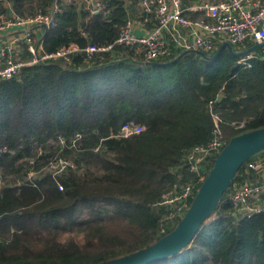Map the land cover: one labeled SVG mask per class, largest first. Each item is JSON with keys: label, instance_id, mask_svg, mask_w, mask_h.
<instances>
[{"label": "trees", "instance_id": "obj_1", "mask_svg": "<svg viewBox=\"0 0 264 264\" xmlns=\"http://www.w3.org/2000/svg\"><path fill=\"white\" fill-rule=\"evenodd\" d=\"M12 1L20 14L51 3ZM126 19L123 0L94 14L72 2L38 40L46 51L105 46ZM245 45L232 47L252 46ZM21 48L28 59L26 43ZM215 51L172 47L146 61L138 47L113 44L90 60L76 52L0 79V264H96L172 230L180 218H169L165 201L195 176L187 151L208 143L216 124L225 142L264 127V61ZM129 121L144 130L120 136ZM57 153L75 168L45 169ZM246 162L233 181L243 180ZM30 168L36 173L27 178ZM229 190L186 249L149 264H264V211L235 216Z\"/></svg>", "mask_w": 264, "mask_h": 264}, {"label": "built area", "instance_id": "obj_2", "mask_svg": "<svg viewBox=\"0 0 264 264\" xmlns=\"http://www.w3.org/2000/svg\"><path fill=\"white\" fill-rule=\"evenodd\" d=\"M72 2L79 3L82 9L91 14L104 12L106 8L105 0H51L46 11L38 8L31 14H20L15 10L11 0H0V5H3V8H0V79L12 77L27 64L54 59L69 61L71 55L76 52L84 53L85 59L90 60L96 53L110 50L113 44L136 46L141 50L146 61H153L168 55L172 47L181 51L209 52L217 49L223 42H228L231 46L242 45L243 47L246 46V42H250L251 45L258 43L259 47L240 56L239 62L245 63L252 57H259L264 61V0H217L214 2L198 0L187 7L182 5V0H139L143 17L135 22L127 17L113 43L105 46L87 44L84 48L71 43L56 51H46L38 39L45 29L55 25L62 7ZM7 3L12 7L6 9ZM186 11L199 15L190 16L186 14ZM149 15L155 19L154 27L137 35L134 29L137 25H145ZM23 42L26 43L30 54L28 59L22 57L21 43ZM144 128V125L129 121L121 126L119 135L131 136L143 131ZM79 136L77 134L73 141ZM73 141L71 146H74ZM57 143L61 147L66 146V140L63 137H59ZM225 143L216 124L214 136L208 143L195 145L187 151L185 159L188 169L195 174L194 181L186 184L176 196L166 199L165 202L171 203L173 209L169 218H181L185 213L210 169V160L217 155ZM98 149V145L94 147V150ZM36 151V156L42 153L40 147ZM28 162L33 165L34 158H29ZM75 166L72 158L60 153L50 157L46 164L53 174L68 168L74 169ZM35 173L30 168L27 178ZM240 175H245L243 180L233 181L227 196L233 206V214L243 217L263 212L264 153L252 156ZM58 187L62 188L60 184Z\"/></svg>", "mask_w": 264, "mask_h": 264}, {"label": "water", "instance_id": "obj_3", "mask_svg": "<svg viewBox=\"0 0 264 264\" xmlns=\"http://www.w3.org/2000/svg\"><path fill=\"white\" fill-rule=\"evenodd\" d=\"M258 47L259 44L256 43L243 51H234L228 42H223L216 49L213 57L218 56L224 48L240 57ZM263 150L264 127L231 137L214 157L189 207L172 230L148 246L96 264H149L181 253L191 243L201 225L210 218L240 167Z\"/></svg>", "mask_w": 264, "mask_h": 264}, {"label": "crops", "instance_id": "obj_4", "mask_svg": "<svg viewBox=\"0 0 264 264\" xmlns=\"http://www.w3.org/2000/svg\"><path fill=\"white\" fill-rule=\"evenodd\" d=\"M22 2L24 3H27L31 0H21ZM110 0H105V3L106 5L108 4ZM194 1H198V0H182V5L184 7H187L189 4H191L192 2ZM212 2L214 1H217V0H210ZM12 4L14 5L13 1L11 0ZM35 2V0H34ZM123 3L125 5V8H126V11H127V17L134 20L135 21H140V18L143 17V14L141 12V9H140V6H139V0H123ZM12 6L7 3L5 5V8L8 9V8H11ZM0 8H3V5H0ZM186 14L187 15H190V16H198L199 14L198 13H193V12H190V11H186ZM148 22L145 23V25H137V27L134 29V32L137 34V35H141L143 33H145L146 31H148L149 29H151L152 27H154L155 25V19L149 15L148 17ZM1 62V60H0Z\"/></svg>", "mask_w": 264, "mask_h": 264}, {"label": "rangeland", "instance_id": "obj_5", "mask_svg": "<svg viewBox=\"0 0 264 264\" xmlns=\"http://www.w3.org/2000/svg\"><path fill=\"white\" fill-rule=\"evenodd\" d=\"M45 169H48V170L50 169L51 170L50 167H48V168L46 167ZM214 217H215V214L212 215L210 218H208L207 221H206V223H209L210 221H212L214 219Z\"/></svg>", "mask_w": 264, "mask_h": 264}]
</instances>
